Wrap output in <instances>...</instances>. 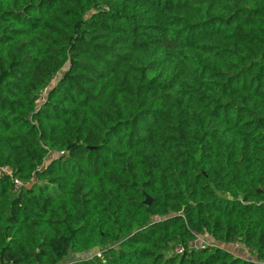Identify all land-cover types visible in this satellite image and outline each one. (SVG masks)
Instances as JSON below:
<instances>
[{
    "label": "trees",
    "instance_id": "1",
    "mask_svg": "<svg viewBox=\"0 0 264 264\" xmlns=\"http://www.w3.org/2000/svg\"><path fill=\"white\" fill-rule=\"evenodd\" d=\"M3 167L0 264H264V0H0Z\"/></svg>",
    "mask_w": 264,
    "mask_h": 264
},
{
    "label": "rangeland",
    "instance_id": "2",
    "mask_svg": "<svg viewBox=\"0 0 264 264\" xmlns=\"http://www.w3.org/2000/svg\"><path fill=\"white\" fill-rule=\"evenodd\" d=\"M59 154L55 152H50L46 158V162H49L52 158L55 156H58ZM212 238H210L207 235H198L197 239L193 242L195 246H203L206 244H212ZM230 250L235 254V255H243L245 257H250L246 248L242 247L241 245H234L233 248H230ZM99 252V250L96 251H88L84 253H79V254H70L63 258V260L59 264H74L76 261L85 259L87 257L92 256L93 254Z\"/></svg>",
    "mask_w": 264,
    "mask_h": 264
},
{
    "label": "built area",
    "instance_id": "3",
    "mask_svg": "<svg viewBox=\"0 0 264 264\" xmlns=\"http://www.w3.org/2000/svg\"><path fill=\"white\" fill-rule=\"evenodd\" d=\"M44 91H45V90H43V92L39 95V99H40V100H43ZM1 172H5V173L10 174L9 169L6 168V167L1 168V169H0V173H1ZM13 182H14L16 188L21 187V186H25V185L27 184V183H25V182H22V181L19 180L18 178H14V179H13ZM175 251L178 252V253H181V252L183 251V247H182V246H176V247H175ZM95 254H96L97 256H100V253H99V252H97V253H95Z\"/></svg>",
    "mask_w": 264,
    "mask_h": 264
},
{
    "label": "water",
    "instance_id": "4",
    "mask_svg": "<svg viewBox=\"0 0 264 264\" xmlns=\"http://www.w3.org/2000/svg\"><path fill=\"white\" fill-rule=\"evenodd\" d=\"M144 202H145L146 204H148V203L150 202V197H149V196H146ZM92 250H93V251H96V250H98V248H97V247H94Z\"/></svg>",
    "mask_w": 264,
    "mask_h": 264
}]
</instances>
